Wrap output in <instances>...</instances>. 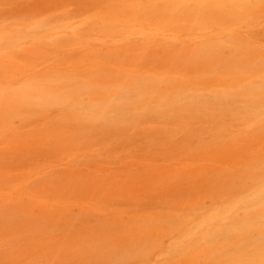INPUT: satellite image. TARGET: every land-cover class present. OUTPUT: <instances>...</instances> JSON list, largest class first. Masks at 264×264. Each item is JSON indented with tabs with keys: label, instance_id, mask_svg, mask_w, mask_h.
I'll use <instances>...</instances> for the list:
<instances>
[{
	"label": "rangeland",
	"instance_id": "1",
	"mask_svg": "<svg viewBox=\"0 0 264 264\" xmlns=\"http://www.w3.org/2000/svg\"><path fill=\"white\" fill-rule=\"evenodd\" d=\"M167 1V7L158 6V23L143 14L141 1H133L139 13L131 18L144 35L124 44L111 38L96 42L102 36L98 26V34H83L79 47L53 50L46 58L31 46L7 52L9 59L35 68L23 77L39 72L60 81L63 96L71 92L66 73L82 81L83 90L76 96L81 108L87 97L100 101L109 95L118 106L107 114L113 121L104 126L91 117L85 124L61 123L59 117L71 120V100L65 110L37 109L47 121L63 124L61 133L54 134L46 126L29 127L37 120L29 109L25 106L16 118L0 97V264H228L233 253L242 259L238 264H260L256 231L248 227L261 212L246 204L261 200L264 173L250 168L249 177L227 195L219 193L214 173L207 169L218 149L248 144L254 148L251 156L264 164V0H191L180 10V0ZM40 8L53 19L63 16V10L74 18L93 15L86 0H0V16L22 10L37 15ZM145 38H150L151 49L142 46ZM127 44L134 49L124 48ZM109 51L116 57H109ZM76 60L90 69L71 68ZM150 72L158 75L152 91L165 95V101L150 99L146 107L137 103L134 120L128 121L123 94L142 89ZM152 103L165 106L147 114L145 108ZM246 109L252 117L244 114ZM244 162L240 158L214 171L225 177ZM86 167L98 181L87 188L89 195L103 191L99 185L112 187L116 194L108 202L91 203L92 209L83 211L88 214L70 207L82 185L60 178L81 174L73 170ZM192 169L208 173L195 185L205 170ZM172 170H183L174 183L156 176ZM58 178L56 188L53 181ZM110 182L123 184L131 193L118 192ZM130 185L144 190L132 191ZM210 185L215 192L204 194ZM155 187L165 191L159 195L162 202L140 200L144 193L155 194ZM51 188L62 192L54 195ZM179 194L182 204L173 202ZM24 197L38 205L63 203L67 212H39L30 203L26 211L6 210ZM234 227L241 228L237 237Z\"/></svg>",
	"mask_w": 264,
	"mask_h": 264
},
{
	"label": "bare ground",
	"instance_id": "2",
	"mask_svg": "<svg viewBox=\"0 0 264 264\" xmlns=\"http://www.w3.org/2000/svg\"><path fill=\"white\" fill-rule=\"evenodd\" d=\"M133 1L135 0H104V4H101L99 2L94 3L92 0H86V6L89 7L87 12H93V15L91 16L92 18L87 19L68 16L66 15L67 12L64 10L63 16H61L59 19H53L52 14H47L48 10H44L42 8L35 9V11L40 12V14L37 15L24 14L28 12L27 10H22L24 13L21 12L13 16H6L2 14L0 16V97H3L6 100L7 106L14 113V116L18 118L19 114L26 106V109H29V112L33 114L35 119H37L30 121L28 123L29 127H32V129L45 130L43 127L46 126L49 131L52 132V130H54V134L61 133L63 124H60L56 121H47L48 119L46 117L38 115L39 110L37 111V109H46L47 106H55L59 110H65V103L71 100V120L59 117L58 120L61 123L67 121L72 122L73 125H79L81 123L85 124L88 121V117H91L98 124V126H104L109 123L108 121H113L107 116V114L112 111L114 112L115 108L118 106V103L114 101V99L112 100L111 95L100 101H94L87 97L84 100V107L81 108L79 106L81 105V102L78 98L76 99V96L79 95L83 90L84 83L82 81L66 73L63 77L67 78V82H71L70 86L68 87V90L71 92L63 96L61 95L63 92H58V89H60L58 82L60 81H57V79L50 80L48 75H42L39 72L29 78L23 77L26 73H30L35 70V68L29 62L23 61L18 63L9 59L7 52L11 50H26L27 47L31 46L34 50H36L35 52H37L38 55H40L42 58H46L53 54V50L57 51L58 49H63V47H79V40H81L80 38L83 36V34H87L88 32L98 34V26L102 32V36H97V38H94V40L98 43H102L103 41L110 38L112 41L117 42L115 44H124L129 40L133 41V39L144 35L143 31L141 29L138 30L136 27L137 25L135 23V19L131 18L137 16L139 13V10L133 5ZM139 1H141L144 6L143 14L147 17V19L153 20V23H158L161 21L158 6L165 7L168 4L167 0H158L159 3H156L153 0ZM190 1L191 0H180V2L176 4V9L180 10L184 3H189ZM58 44H61V47H59ZM141 44L143 47L148 49L152 48L150 45V38L143 39ZM124 48L129 50L134 49L131 44L125 45ZM107 55L109 57H116L114 52L111 51H109ZM69 66L71 68L81 69L82 71L90 69L88 67H84L81 62L77 60L71 61ZM148 74L150 78H147V82L142 84V89L134 87V89H130L128 92L123 94L125 96V100L122 107L124 116L128 121L134 120V110H136L135 105L137 103H139L141 107H146L147 101L150 99L165 101V95H157L155 91H152L155 83L158 82V78H156L158 75H154L152 72ZM164 106V104L160 105L152 103L150 108H145V111L147 114L151 112L156 113L159 108ZM1 112L2 109L0 107V113ZM244 114L248 115L249 117L253 116V113L250 112L249 109H246ZM2 120L4 123L7 122L6 117ZM22 124L25 123L22 122ZM117 126L118 124H116V127ZM40 143L43 142L40 141ZM47 143L48 145H51V141H48ZM218 150V152H215L217 157L211 159L210 161L212 164L211 170L210 168L207 170L213 171L211 174L214 173L213 176L215 177V183L218 185L217 190H219V193L227 195L231 194L233 188L238 184L239 181H241V179L249 177L247 172L250 168L257 167L261 173H264V164L259 162L255 157L251 156L254 154V148L250 147V144L243 148L235 147L227 148L226 150ZM240 158H245V162L240 164L233 173H230L225 177H221L218 175V170L214 171L215 169H218V167H228V165L236 162ZM202 170L194 169L192 171H202L200 174L201 176L196 179L195 185L204 180L203 178L207 175L206 173H208L206 169ZM73 171H79L81 174L69 173L67 175L60 176V178H68V180L74 185H77V183L82 185V189L76 192L80 194L73 198L76 200V203L71 204L70 207L75 206L76 210L78 209L79 212L81 211L84 214H88L83 211H90L92 209L90 208L91 203H94L98 200H100V203L108 202L116 196V194L112 191V187L108 185H105L104 187H100V185L97 186L96 188L102 189L103 191H95L92 195H89L86 191L87 188L91 187L90 184L98 182L97 179H94L91 175L87 174H91L90 168L86 167L83 168V170L74 169ZM178 171L179 170L160 172L157 173L156 176L161 179V182L167 180L174 183L178 178ZM179 172H183V170ZM193 177L195 176L191 174L190 178ZM60 178L53 181L56 188L59 185ZM158 178L151 181L152 184L156 185V182L159 180ZM61 179L65 180L64 178ZM254 179L259 180L260 178L258 176L254 177ZM139 182L140 178H137L136 184H139ZM110 184L122 194L131 193V191H128V189L125 188L123 184L118 186H115L112 182H110ZM130 187L132 188V191H139L140 189H143L141 188L143 187L142 185H130ZM210 187L211 188L207 189L209 191L204 194H211L212 192H215L214 186L210 185ZM152 189L158 191H156V193L153 195L144 193L140 200L150 201L151 205H154L156 201L162 202L161 196L159 195L165 193L164 189L161 187L158 189H156V187ZM49 191H52L54 195L62 192H54L53 188L49 189ZM180 193L183 194V192ZM258 196L261 197V200L247 202L246 207L249 209L256 208L261 212L257 217L250 220V225L252 226L248 228L254 232L256 231V246H258L259 251L258 257L261 259L260 264H264V190H260ZM179 198L180 194L173 202H180L182 204L183 200L179 201ZM14 202L15 204L13 205H7L6 210L15 208L19 211H26L28 210L26 204L30 203V205L36 208V210L39 212H67L64 210L65 208L63 203H60L59 206L53 204L38 205L36 202L29 200L26 197H24V199L21 201L15 200ZM168 203L170 204L171 202L168 201ZM134 207L135 205L132 206V208ZM164 208L165 210L167 209V207ZM0 209H2L1 203ZM71 213H73V211H70V214ZM5 219L9 220L8 215L5 217ZM90 222V219L83 221V223ZM231 222L232 221H229L228 225L231 224ZM234 229L238 233L234 236L237 237L240 235L239 232L241 228L234 227ZM227 261L228 264H238L241 263L242 259L238 258L236 253H233Z\"/></svg>",
	"mask_w": 264,
	"mask_h": 264
}]
</instances>
